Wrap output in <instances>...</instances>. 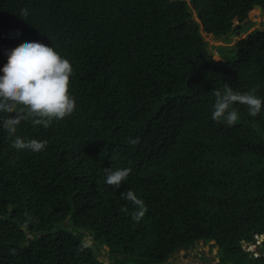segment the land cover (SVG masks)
<instances>
[{
	"label": "trees",
	"instance_id": "trees-1",
	"mask_svg": "<svg viewBox=\"0 0 264 264\" xmlns=\"http://www.w3.org/2000/svg\"><path fill=\"white\" fill-rule=\"evenodd\" d=\"M254 3L264 6L0 0V68L21 43L54 47L72 63L76 100L48 128L18 127L17 136L47 141L38 153L12 147L0 127V264H166L177 245L197 241L215 243L218 264H264V106L252 117L233 105L231 126L211 115L224 83L264 98V24L218 47V60L201 45V33L229 42ZM125 167L119 188L105 183L106 168ZM128 190L147 208L139 222L122 199ZM261 234L257 257L240 249Z\"/></svg>",
	"mask_w": 264,
	"mask_h": 264
},
{
	"label": "clouds",
	"instance_id": "clouds-1",
	"mask_svg": "<svg viewBox=\"0 0 264 264\" xmlns=\"http://www.w3.org/2000/svg\"><path fill=\"white\" fill-rule=\"evenodd\" d=\"M20 15L26 18L28 11L21 9ZM5 54L7 62L0 68V114H3L0 127L14 137L12 147L38 153L45 149L47 141L17 136V129L22 122L48 128L54 121H61L75 111L76 100L71 93L74 69L70 60L54 47L40 42L21 43ZM255 92L256 89L245 93L234 91L227 83L220 90L213 89L212 119H223L229 126L234 125L240 118L233 107L235 104L246 105L248 114L256 117L264 106V98ZM125 143L135 146L139 138H128ZM105 173V183L119 188L130 175L131 168H106ZM122 199L134 206L133 218L139 222L147 211L144 201L132 190Z\"/></svg>",
	"mask_w": 264,
	"mask_h": 264
},
{
	"label": "rangeland",
	"instance_id": "rangeland-1",
	"mask_svg": "<svg viewBox=\"0 0 264 264\" xmlns=\"http://www.w3.org/2000/svg\"><path fill=\"white\" fill-rule=\"evenodd\" d=\"M187 21L197 22V18L192 15L187 19ZM250 24L251 27H249ZM262 24H264V6L261 4L251 6L242 13L239 21L233 22L234 30L230 36L229 42H221L214 39L209 34L201 33V45L212 54V58L214 60H218L220 58L218 54H216V49L218 47L224 50L226 46L233 45L238 38L243 37L245 33L253 27H260ZM234 58L235 54H230L226 56L225 60L227 63H231ZM83 242L85 244H90L91 240L88 236H85L83 238ZM244 245L246 244H243L242 251L250 254V251L253 248L251 243H247L246 246ZM216 250V246L210 247L206 244H202L200 241H197L188 246H179L178 251L173 249L170 256L164 262L166 264H218ZM96 255L98 259L102 260L104 263H108L105 253L99 252Z\"/></svg>",
	"mask_w": 264,
	"mask_h": 264
},
{
	"label": "built area",
	"instance_id": "built-area-1",
	"mask_svg": "<svg viewBox=\"0 0 264 264\" xmlns=\"http://www.w3.org/2000/svg\"><path fill=\"white\" fill-rule=\"evenodd\" d=\"M262 237H263V234H261V235H254V240L252 242H250L251 245H252V247H253L251 249V251H250V256L251 257H254L255 258V257H257L259 255L260 242L262 240ZM243 244H246L247 245L246 242H241L240 245H239V247H240L241 250H243L242 249Z\"/></svg>",
	"mask_w": 264,
	"mask_h": 264
},
{
	"label": "water",
	"instance_id": "water-1",
	"mask_svg": "<svg viewBox=\"0 0 264 264\" xmlns=\"http://www.w3.org/2000/svg\"><path fill=\"white\" fill-rule=\"evenodd\" d=\"M254 5H258V4L257 3L252 4V6H254ZM64 223H66V222H64ZM200 242L202 244H206L207 246H210V247H214L215 246V243L213 241H209V242H206V243L204 241H200ZM91 249L94 251V246L93 245L91 246ZM177 249H179V246H177Z\"/></svg>",
	"mask_w": 264,
	"mask_h": 264
},
{
	"label": "bare ground",
	"instance_id": "bare-ground-1",
	"mask_svg": "<svg viewBox=\"0 0 264 264\" xmlns=\"http://www.w3.org/2000/svg\"><path fill=\"white\" fill-rule=\"evenodd\" d=\"M244 246H246V245H244ZM176 251H178V249L176 248Z\"/></svg>",
	"mask_w": 264,
	"mask_h": 264
}]
</instances>
